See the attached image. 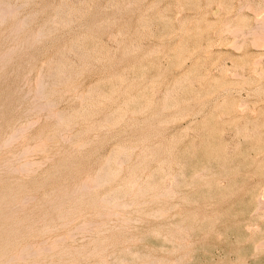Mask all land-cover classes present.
Here are the masks:
<instances>
[{
	"label": "rangeland",
	"instance_id": "rangeland-1",
	"mask_svg": "<svg viewBox=\"0 0 264 264\" xmlns=\"http://www.w3.org/2000/svg\"><path fill=\"white\" fill-rule=\"evenodd\" d=\"M0 7L1 264H264V0Z\"/></svg>",
	"mask_w": 264,
	"mask_h": 264
},
{
	"label": "bare ground",
	"instance_id": "bare-ground-1",
	"mask_svg": "<svg viewBox=\"0 0 264 264\" xmlns=\"http://www.w3.org/2000/svg\"><path fill=\"white\" fill-rule=\"evenodd\" d=\"M3 7H4V6H3ZM1 8H2V7H0V10H1ZM3 9H4V8H3ZM8 9H9V8H8ZM5 10H6V9H5ZM8 11H9V10H8ZM8 11H7V12H8ZM13 11H14V10H13ZM3 12H4V10H3ZM3 12L1 11L2 14H3ZM11 12H12V11H11ZM11 12H8V13L11 14ZM5 14H6V12H5ZM0 15H1V14H0ZM0 18H1V17H0ZM1 19H2V18H1ZM1 19H0V20H1ZM1 22H2V21H1ZM17 24H18V23H17ZM21 25H22V24H21ZM226 26H227V25H226ZM257 26H258V25H257ZM17 27H18V26H17ZM17 27H16V28H17ZM18 29H19V28H18ZM14 30H15V29H14ZM16 32H17V31H16ZM251 32H252V31H251ZM37 33H38V32H37ZM124 33H125V32H124ZM246 33H247V32H246ZM258 33H259V32H258ZM254 34H255V33H253V35H254ZM254 37H255V36H254ZM256 37H257V36H256ZM258 37H259V36H258ZM262 37H263V36H262ZM255 40H256V39H255ZM257 41H258V40H257ZM257 41H256V42H257ZM24 42H25V41H24ZM25 43H26V42H25ZM11 52H12V51H11ZM8 53H9V52H8ZM5 54H7V52H6ZM0 58H2V57H0ZM0 62H1V61H0ZM38 78H39V77H38ZM40 79H41V78H40ZM25 81H26V80H25ZM40 81H42V80H40ZM40 81H39V83H40ZM39 83H38L37 88H36L38 93L41 91V89H40V84H42L43 82L40 83V84H39ZM243 83H244V82H243ZM30 86H31V85H30ZM34 88H35V87H34ZM19 89H20V88H19ZM21 89H22V88H21ZM33 90H34V89H33ZM42 90H43V89H42ZM19 91L21 92V90H19ZM22 91H23V90H22ZM23 92H24V91H23ZM37 92H36V96H37ZM14 93H16V92H14ZM14 93H13V94H14ZM17 93H18V92H17ZM41 93H42L41 95L43 96V92H42V91H41ZM25 94H26V93L24 92V96H25ZM22 95H23V94H21L20 96H22ZM42 96H38V98L36 97V98H37L36 100H38V99H39V100H42ZM26 97H27V95H26ZM32 97H33V96H32ZM44 97H45V96H43V98H44ZM27 98H28V97H27ZM27 98H26V99H27ZM29 98H30V97H29ZM29 98H28V99H29ZM40 98H41V99H40ZM23 99H24V98H23ZM26 99H25V100H26ZM31 99H32V98H31ZM45 99H46V98H45ZM33 100H34L35 106H36V105H39V104H38V101H36V102H37V104H36V102H35V97H34ZM43 100H44V99H43ZM43 100H42V101H43ZM21 101H22V100H21ZM20 103H21V102H20ZM20 103H19V104H20ZM24 103H25V102H24ZM31 103H33V102L31 101ZM45 103H46V102H45ZM45 103H44V104H45ZM26 104H27V103H26ZM29 104H30V103H29ZM29 104H28V105H29ZM46 104H47V103H46ZM40 105L43 106V102H40ZM40 105H39V106H40ZM49 105H50V104H49ZM31 106H34V105L32 104ZM35 106H34L33 108H35ZM42 106H41V107H42ZM26 107H27V106H26ZM21 108H22V107H21ZM24 108H25V107H24ZM38 108H40V107H38ZM38 108H35V109H38ZM28 109H29V108H28ZM28 109H26V110H28ZM31 109H32V108H31ZM31 109H29V111H30ZM21 110H22V109H21ZM33 110H34V109H33ZM33 110H31V111H33ZM24 111H25V109H24ZM24 111H23V112H24ZM27 112H28V111H27ZM56 112H57V111H56ZM25 113H26V112H25ZM57 113H58V112H57ZM58 117H60V116H58ZM57 119H58V118H57ZM59 119H61V118H59ZM59 119H58V120H59ZM28 121H29V120H28ZM30 121H33V120H30ZM35 121H36V120H35ZM35 121H34V122H35ZM27 123H28V122H27ZM32 124H33V123H32ZM30 125H31V124H30ZM18 130H19V129H18ZM12 132H13V131H12ZM16 132H17V131H16ZM16 132H15V133H16ZM10 134H12V133H10ZM13 135H14V134H12L10 137H12ZM17 135H18V134H17ZM3 136H4V135H3ZM8 136H9V135H8ZM18 136H20V135H18ZM64 136H65V135H64ZM6 137H7V136H6ZM10 137H8L6 140L4 139L5 142H8V144H9V141H8V140H10ZM15 137H16V136H15ZM69 137H70V136H69ZM69 137H67V140L69 139ZM4 138H5V137H4ZM16 139H18V138H16ZM16 139H11V140H16ZM63 139H64V138H63ZM2 140H3V139H2ZM4 140H3V141H4ZM16 141H17V140H16ZM1 143H2V142H1ZM12 143H14V142H12ZM10 144H11V143H10ZM10 144H9V145H10ZM37 144H38V143H37ZM5 145L7 146V144H5ZM20 145H21V144H20ZM28 145H29V144H28ZM18 146H19V145H18ZM21 146H23V145H21ZM21 146H20V148H21ZM25 146H26V144H25ZM29 146H30V145H29ZM29 146H28V148H30ZM33 146H34V145H33ZM39 146H40V143H39ZM0 147H2V146H0ZM4 147H5V146H4ZM76 147H77V146H76ZM15 149H17V148H15ZM15 149H14V150H15ZM33 149H34V148H33ZM18 150H19V149H18ZM18 150H17V151H18ZM21 150H22V148L20 149V152H21ZM34 150H35V149H34ZM17 151H15L16 154H17ZM22 151L24 152V150H22ZM26 151H27V150H26ZM29 151H30V149L28 150V152H29ZM31 151H33V150H31ZM120 151H121V150H120ZM10 152L12 153L13 151H10ZM26 153H27V152H26ZM26 153H25V154H26ZM16 154L13 152L12 157L14 158V155H16ZM7 155H10V154H7ZM27 155H28V153H27ZM27 155H24V156L26 157ZM29 155H30V153H29ZM10 156H11V155H10ZM19 156L21 157V155H18V158H20ZM8 157H9V156H8ZM16 157H17V155H16ZM34 157H35V156H34ZM0 158H1V157H0ZM5 158H7V157L4 156V159H5ZM10 158H11V157H10ZM23 158H24V157H23ZM23 158L21 157L20 159H23ZM26 158H27V157H26ZM105 158H106V157H105ZM4 159L2 158V160H4ZM16 159H17V158H16ZM16 159H15V161H14L13 159H11V160H13L14 162H16ZM28 159H29V158H27V159H23L20 163L18 162V159H17V163H19V164H17L18 166L16 165L17 168H20V169H23V170H24L25 168L27 169L28 165H29L30 162H31V159H29V160H28ZM2 160H1V161H2ZM8 160H10V159H8ZM8 160L6 159V161H4V162L6 163ZM11 160H10V161H11ZM1 161H0V163H1ZM10 161H8V162H10ZM19 161H20V160H19ZM2 162H3V161H2ZM14 162H13V163H14ZM32 162H33V160H32ZM35 162H36V161H35ZM39 162H40V161H39ZM5 163H2V165H3V166L5 165V167L8 169V168L11 166V163H12V162H10L9 167H8V165L6 166V164H9V163H6V164H5ZM36 163H37V162H36ZM40 163L42 164V162H40ZM121 163H122V162H121ZM117 164H118V162H117ZM2 165H0V168L2 167ZM35 165H36V164H35ZM39 165H40V164H39ZM16 166H15V167H16ZM12 167H13V166H12ZM30 167H33V165L30 166ZM34 167H35V166H34ZM34 167H33V168H34ZM36 168H38V166H37ZM2 169H4V168H2ZM2 169H1L0 171H2ZM7 169H6V171H7ZM11 169H12V168H10V170H11ZM13 169H14V168H13ZM13 169H12V170H13ZM29 169H30V168H29ZM29 169H28V170H29ZM4 170H5V169H4ZM16 170L18 171L19 169H16ZM23 170H21V171H23ZM33 170H34V169H32V171H33ZM112 170H113V169H112ZM8 171H9V170H8ZM26 171H27V170H26ZM35 171H36V169H35ZM114 171H115V170H114ZM3 172H4V171H3ZM3 172H2V173H3ZM19 172H20V171H19ZM28 172H29V171H28ZM5 173H7V172H5ZM10 173L12 174L13 172H9V173H7V174H10ZM14 173H15V172H14ZM14 173H13V174H14ZM109 174H110V173H109ZM2 175H3V174H2ZM12 176H13V175H12ZM94 176H95V175H94ZM5 177H6V176H5ZM5 177H4V178H5ZM9 177H11V176H9ZM13 177H14V176H13ZM15 177H17V176H15ZM0 178L2 179L3 177L1 176ZM4 178H3V179H4ZM17 178H18V180L21 181V179H19V177H17ZM97 178H98V177H97ZM97 178H96V179H97ZM43 179H44V177H43ZM89 179H90V178H89ZM8 180H10V179H8ZM33 180H34V179H33ZM86 180H87V179H85V181H86ZM90 180H91V179H90ZM94 180H95V178L92 179V181H88V180H87V182H85V183H83V184L80 183V184H82L83 186H88V187H89L90 184H91V185L93 184V181H94ZM98 180H100V179H98ZM41 181H42V180H41ZM15 182H16V181H15ZM82 182H83V181H82ZM95 182H96V180H95ZM95 182H94V184H95ZM106 182H107V180H106ZM8 183H9V182H8ZM78 184H79V182H78ZM94 184H93V185H94ZM133 184H134V183H133ZM10 185H12V184H10ZM10 185H9V186H10ZM15 185H16V184H14V186H15ZM17 185H18V184H17ZM21 185H22V184H21ZM93 185H92V187H93ZM96 186H100V183L98 182V184H96ZM18 187H19V186H18ZM24 187H25V186H24ZM132 187H133V186H132ZM5 188H6V187H5ZM11 188H12V187H11ZM13 188H14V187H13ZM59 188H60V187H59ZM64 188H65V187H64ZM68 188H69V187H68ZM68 188H67V189H68ZM79 188H80V185H79ZM84 188H86V187H83V189H84ZM93 188H94V187H93ZM93 188H92V192L94 191ZM22 189H23V188H22ZM67 189H65V190H67ZM75 189H77V192H78V190H79L78 187L75 188ZM80 189H82V188H80ZM89 189H90V187H89ZM61 190H63V189H61ZM61 190H60V191L58 190L59 193H61ZM70 190H71V189H70ZM7 191H8V190H7ZM52 191H53V190H52ZM63 191H64V190H63ZM63 191H62V193L67 197V195L69 194V193H68L69 191H67V193H68L67 195L65 194L66 191H65V192H63ZM74 191H75V190H73V192H74ZM89 191H90V190H89ZM89 191L86 190L87 194H90V193H91V191H90V193H89ZM168 191H169V190H168ZM13 192H14V191H13ZM13 192H12V193H13ZM18 192H19V191H18ZM73 192H72V195L75 194V193H73ZM81 192H82V194H85L84 190L81 191ZM83 192H84V193H83ZM95 192H96V189H95ZM2 193H3V191H2ZM12 193H11V194H12ZM48 193H49V192H48ZM50 193H51V192H50ZM59 193H57V194H59ZM78 193H79V192H78ZM46 194H47V193H46ZM48 195H50V194H48ZM51 195H52V194H51ZM51 195H50V196H51ZM53 195H54V194H53ZM64 195H62V196H64ZM69 195H70V194H69ZM69 195H68V199H69V197L71 196V195H70V196H69ZM79 195H80V193H79ZM95 195H96V194H95ZM160 195H161V194H160ZM4 196H5V194H4ZM8 196L10 197V194H9V195L7 194V197H8ZM12 196L14 197V196H17V195H13V194H12V195H11V198H13ZM55 196H56V194L54 195L53 198H56ZM91 196H92V195H91ZM2 197H3V196L0 195V198H1L2 201H3V198H2ZM47 197L49 198V196H47ZM47 197H46V198H47ZM60 197H61V196H60ZM66 197H65V199H66ZM73 197H74V196H73ZM4 198H5V200H6V196H5ZM29 198H31V200H32V199L34 200L33 197H29ZM46 198H45V201H48V203H49L50 200H49V199L46 200ZM50 198H51V197H50ZM58 198H59V197H57V200H56V201H57L56 208H57V207L59 208V205H60V203L62 202L61 199L58 200ZM14 199H15V197L12 199V202H13ZM16 199H18V198H16ZM23 199H24V198H23ZM62 199H64V197H62ZM74 199H75V198H74ZM94 199H95V198H94ZM114 199H115V198H114ZM18 200H20V198H19ZM26 200H27V199H26ZM51 200H52V199H51ZM69 200H70V199H69ZM101 200H102L101 202L106 203V202H104L106 199H105V200H104V199H101ZM103 200H104V201H103ZM8 201H9V200H7V202H8ZM10 201H11V200H10ZM14 201H17V200H14ZM45 201H43V202H45ZM53 201H54V199H53ZM58 201H60V203H59ZM99 201H100V199H99ZM113 201H114V200H113ZM17 202H18V201H17ZM22 202H23V201H22ZM24 202H25V201H24ZM63 202H64V205L67 203V202H65V201H63ZM72 202H73V201H72ZM101 202H100V205H101V207L103 206V208H105L106 204H107V206H108L109 203H110L111 206H112L111 203L115 204V203L112 202V201H108L106 204H102ZM15 203H16V202H15ZM15 203H14V204H15ZM117 203H118V202L116 201V204H117ZM2 204H8V203H5V201H4ZM12 204H13V203H12ZM12 204H11V202L9 203L10 207H11ZM19 204H20V202H19ZM21 204H23V203H21ZM36 204H37V203H36ZM41 204H44V205H45V204H47V203H40V205H41ZM52 204L55 205V201H54ZM58 204H59V205H58ZM121 204H122V203H121ZM0 205H1V204H0ZM9 205H8V206H9ZM16 205H18V204H16ZM16 205H15V207H16ZM38 205H39V204H38ZM40 205H39V206H40ZM53 205H51V206H53ZM57 205H58V206H57ZM64 205H63V204L61 205L62 208H63ZM67 205H68V204H67ZM104 205H105V206H104ZM126 205H127V204H126ZM126 205H125L124 207H126ZM49 206H50V205H49ZM51 206H50V207H51ZM69 206H70V205H69ZM107 206H106V207H107ZM128 206H129V205H128ZM0 207H1V206H0ZM5 207H6V206H4V208H5ZM10 207H6V209L8 210V212L12 211V210H11L12 207H11V208H10ZM15 207H13V208L15 209ZM20 207H22V206L20 205L19 207H17V209H18V208L20 209ZM9 208H10V211H9ZM23 208H25V207H23ZM45 208H48V206H46ZM71 208H72V207H71ZM71 208H70V210H71ZM19 209H18V210H19ZM29 209H30V208H29ZM40 209H41V208H40ZM40 209H38V210H40ZM43 209H44V208H42L41 210H42V211H45V210H43ZM49 209H50V208H49ZM52 209H53V208H52ZM63 209L67 212V215L69 216V213H68V212H69V211H68L69 208H68V206H66V207L64 206ZM66 209H67V210H66ZM72 209H73V208H72ZM105 209H106V208H105ZM109 209H110V208H109ZM109 209H108V210H109ZM2 210L4 211V209H2ZM46 210H47V209H46ZM53 210H54V209H53ZM59 210H61V208H60ZM59 210H57L58 213H59ZM98 210H99V209H98ZM48 211H49V210H48ZM48 211H47V213H48ZM57 211H56V212H57ZM61 211H62V210H61ZM14 212H15V211H14ZM18 212H20V211H18ZM18 212H15V213L18 214ZM23 212H24V211H23ZM49 212H50V211H49ZM51 212H52V211H51ZM4 213H6V212H4ZM4 213H2V214H4ZM12 213H13V211H12ZM12 213H7V214H4V215L11 214V216L14 217V215H12ZM15 213H13V214H15ZM32 213H33V212H32ZM110 213H111V212H110ZM110 213H108V214H110ZM116 213H117V211H116ZM29 214H30V213H29ZM43 214L45 215V212H44V213L42 212L41 215H40V214H38V215H40V216L43 217ZM54 214H56L55 211H54ZM54 214L52 213L51 215H54ZM60 214H61V213H60ZM63 214H64V212H63ZM70 214H71V212H70ZM104 214H105V213H104ZM114 214H115V213H114ZM119 214H120V213H119ZM4 215H3V216H4ZM18 215H19V214H18ZM48 215H49V214H48ZM56 215H57V214H56ZM71 215H72V214H71ZM71 215H70V216H71ZM73 215H74V214H73ZM105 215H106V214H105ZM15 216H16V215H15ZM26 216H27V218H29V215H28V214L25 215V217H24V216H23V217L26 219ZM45 216H46V215H45ZM61 216H62V215H61ZM65 216H66V215H65ZM65 216L63 215V218L67 220V218H65ZM70 216H69V217H70ZM106 216H107V215H106ZM118 216H119V215H118ZM120 216H121V215H120ZM1 217H2V216H1ZM4 217H5V216H4ZM6 217H7V216H6ZM6 217H5V218H6ZM19 217H20V216H18V218H19ZM42 217H41V220H42ZM49 217H51V216H49ZM55 217H59V214H58V216H55ZM66 217H67V216H66ZM69 217H68V219H69ZM71 217H72V216H71ZM71 217H70V218H71ZM8 218H9V217H8ZM8 218H6V221H7ZM16 218H17V216H16ZM18 218H17V219H18ZM24 218H23V219H24ZM32 218H33V217H32ZM35 218H36V217H35ZM38 218H39V217H38ZM59 218H61V217H59ZM121 218L123 219V217H121ZM124 218H125V217H124ZM157 218H158V217H157ZM3 219H4V218H2V220H3ZM10 219H11V218H10ZM17 219L15 220V217H14V220H15V221H17ZM23 219L20 218V220H19L18 223H21V222H22L21 220H23ZM29 219H30V218H29ZM29 219H28V220H29ZM51 219H53V216H52ZM122 219H121V220H122ZM11 220H12V219H11ZM11 220H10V222H11ZM14 220H13V222H14ZM31 220H32V219H31ZM39 220H40V218H39ZM46 220H47L48 222L51 221V220H48V219H46ZM53 220H54V219H53ZM123 220H125V219H123ZM126 220H127V219H126ZM126 220H125V222H127ZM20 221H21V222H20ZM26 221H27V220H26ZM43 221H44V220L41 221V222H42L41 226L38 225V227H43V224H45V223H43ZM67 221H68V220H67ZM69 221H72V219L69 220ZM85 221H86V220H85ZM130 221H131V220H130ZM23 222H25V221H23ZM28 222H30V221H28ZM36 222H37V221H36ZM39 222H40V221H39ZM51 222H52V221H51ZM51 222H50V223H51ZM83 222H84V221H83ZM83 222H81V224H83ZM91 222H92V221H91ZM122 222H123V221H122ZM1 223H2V222H1ZM16 223H17V222H16ZM16 223H15V224L12 223V225H13V224L16 225ZM18 223H17V225H18ZM25 223H26V222H25ZM33 223H35V222H32V224H33ZM50 223H47V224H50ZM84 223H85V225H86V222H84ZM89 223H90V222L88 221L87 224H89ZM3 224H4V223H3ZM5 224H6V223H5ZM32 224H31V225H32ZM47 224H45L44 226H46ZM90 224H91V223H90ZM90 224H89V225H90ZM92 224H94V222H93ZM97 224H98V223H97ZM97 224H96V223L94 224V225H96L95 227H97V228H101V226L103 225V223H100L101 226L98 227L99 224H98V225H97ZM106 224H107V223H106ZM26 225H28V224L26 223ZM31 225H30V226H31ZM53 225H54V224H53ZM53 225L51 224V226H53ZM78 225H79V223H78ZM94 225H93V226H94ZM30 226H29V227H30ZM32 226H33V225H32ZM35 226H36V225H35ZM49 226H50V225H49ZM51 226H50V227H51ZM75 226H76V225H75ZM8 227H11V228H12V226H9V225H8ZM8 227H7V228H8ZM25 227H26V226H25ZM27 227H28V226H27ZM46 227H48V226H46ZM55 227H56V226H55ZM80 227H83V228H84L85 226H84V224H83V225H79V228H80ZM0 228H1V227H0ZM3 228H4V227H3ZM3 228H2V229H3ZM11 228H10V229H11ZM14 228H15V227H14ZM83 228H82V229H83ZM85 228H86V227H85ZM85 228H84V229H85ZM10 229H9V230H10ZM31 229H32V228H31ZM36 229H37V226H36ZM36 229H35V230H36ZM40 229L43 230L44 228H43V229L40 228ZM49 229H50V228H49ZM49 229L46 228L45 230L49 231ZM51 229H53V228L51 227ZM51 229H50V230H51ZM76 229H78V228H76ZM86 229L88 230V228H86ZM11 230H12V229H11ZM28 230H30V229H28ZM35 230H34V231H35ZM73 230H75V228H74ZM73 230H72V231H73ZM5 231H7V230L5 229ZM12 231H13V230H12ZM16 231H17V230H16ZM69 231H70V230H69ZM76 231H77V230H76ZM83 231H84V230H83ZM32 232H33V231H32ZM42 232H43V231H42ZM42 232H41V233H42ZM44 232L46 233V231H44ZM33 233H34V232H33ZM45 233H44V234H45ZM9 234H10V232H9ZM21 234H22V233H21ZM70 234L74 235V233H70ZM39 235H40V234H39ZM63 235H64V234H63ZM68 235H69V234H68ZM68 235H67V236H68ZM72 235H71L70 237H73ZM21 236H22V235H21ZM30 236H31V235H30ZM57 237H58V236H57ZM18 238H19V236H18ZM59 238H60V237H59ZM64 238H65V237H64ZM64 238H63V240H65ZM31 239H32V238H31ZM66 239H67V238H66ZM71 239H72V238H71ZM33 240H34V239H33ZM58 240H59V239H58ZM5 241H6V240H5ZM54 241H55V240L53 239V241H51V242H54ZM59 241H60V240H59ZM67 241H68V240H67ZM67 241H66V240L64 241L65 244H68V243H66ZM28 242H29V240H28ZM42 242H43V241H42ZM55 242H56V241H55ZM60 242H61V241H60ZM92 242H93V240H92ZM96 242H97V241H96ZM11 243H12V242H11ZM11 243H10V244H11ZM22 243H23V242H22ZM29 243L32 244L31 242H29ZM34 243H35V241H34ZM36 243H39V242H36ZM94 243H95V242H94ZM94 243H93V244H94ZM30 244L27 243L28 246H26V247H25V244H24V245L21 244L23 247H25L21 252H20V249H19V252H20L19 255L23 257V260H25L24 257H30V256H31V255H29V256L23 255L24 253H26V252H34V251L36 252L37 250H40V248H41V249H42V248L44 249V247H45V244L42 245L43 243H42L41 245H36V244L30 245ZM47 244H48V243H47ZM47 244H46V245H47ZM49 244H50V243H49ZM49 244H48V245H49ZM57 244H58V243H57ZM57 244H56V245H57ZM59 244H60V243H59ZM62 244H64V243L62 242ZM62 244H60V247H61ZM65 244H64V246H65ZM95 244H96V246H97V243H95ZM68 245H70V247H72L71 244H68ZM68 245H67V246H68ZM98 245L101 246L100 244H98ZM6 246H7V245H6ZM6 246H5V247H6ZM50 246H51V244H50ZM50 246H49V248H50ZM54 246H55V244H54ZM64 246L61 248V249H63V253H65V252H64V250H65V249H64ZM96 246H95V247H96ZM23 247H22V248H23ZM51 247H53V243H52V246H51ZM57 247L60 248L59 246H57ZM68 247H69V246H68ZM95 247H94V249H95ZM65 248H66V246H65ZM72 248H73V247H72ZM92 248H93V247H92ZM16 249H17V248H16ZM66 249H68V248H66ZM70 249H71V248H70ZM70 249H69V250H70ZM46 250H50V249H46ZM56 250H60V249H56ZM75 250H77V249H73V251H72V250H71V251L74 252ZM91 250H92V249H91ZM100 250H101V249H100ZM50 251H53V249L50 250ZM79 251H80V249H79ZM16 252H17V251H16ZM16 252H15V254H16ZM55 252H56V251H55ZM60 252H61V251H58V253H60ZM67 252H69V251H67ZM76 252H77V251H76ZM82 252H84V253L86 254L85 251H82ZM94 252H95V250H94ZM36 253H37V252H36ZM38 253H39L38 255L42 254V253H40V252H38ZM43 253H44V251H43ZM46 253H47V252H46ZM50 253H51V252H50ZM52 253H53V252H52ZM52 253H51V254H52ZM56 253H57V252H56ZM69 253H70V252H69ZM74 253H75V252H74ZM77 253H78L77 255L84 254V253H81V251H80V252H77ZM95 253H96V252H95ZM132 253H133V252H132ZM8 254H9V253H8ZM10 254H11V253H10ZM13 254H14V253H13ZM26 254H27V253H26ZM32 254H33V253H32ZM54 254H55V253H54ZM61 254H62V253H61ZM61 254H60V255H61ZM1 255H2V254H1ZM38 255H36L37 259H38V257H39ZM44 255H46V254H44ZM74 255H75V254H74ZM2 256H4V254H3ZM6 256H8V255L6 254ZM9 256H10V255H9ZM9 256H8V257H9ZM11 256H12V254H11ZM40 256H41V255H40ZM52 256H53V255H52ZM62 256H63V255H62ZM70 256H71V255H70ZM0 257H1V256H0ZM12 257H13V259H14V256H12ZM33 257H34V256H33ZM33 257H32V258H33ZM36 257H34V258H36ZM41 257H43V256H41ZM71 257H72V256H71ZM32 258H31V259H32ZM39 258H40V257H39ZM54 258H55V257H54ZM73 258H74V257H73ZM11 259H12V258H11ZM15 259H16V258H15ZM15 259H14V260H15ZM19 259H20V258H18V259H16V260H19ZM29 259H30V258H29ZM31 259H30V260H31ZM5 260H6V259H4V262H5ZM14 260H13V261H14ZM27 260H28V258H27ZM32 260H33V259H32ZM32 260H31V261H32ZM34 260H35V259H34ZM38 260H39V259H38ZM38 260H37V262H36V260H35V262L38 263ZM1 261H2V260H1ZM8 261H10V259H8ZM20 261H21V262H20ZM20 261H19V262L23 264L24 261H22L21 259H20ZM31 261L28 260V261H27V264H28V262H30L29 264H31ZM58 261H59V260H58ZM74 261H75V260H74ZM123 261H124V260H123ZM4 262H3L2 264H5ZM11 262H12V260H11ZM15 262H17V261H15ZM25 262H26V261H25ZM60 262H61V261H60ZM70 262H71V261H70ZM78 262H80V261H78ZM107 262H108V261H107ZM13 263H14V262H13ZM13 263H12V264H13ZM32 263H33V261H32ZM54 263H55V262H54ZM62 263H64V260L62 261ZM75 263H76V262H75ZM75 263H73V264H75ZM80 263H81V262H80ZM104 263H105V261L103 262V264H104ZM0 264H1V262H0ZM7 264H8V262H7ZM16 264H18V262H17ZM24 264H26V263H24ZM33 264H35V263H33ZM66 264H67V262H66ZM71 264H72V262H71ZM76 264H78V263H76ZM106 264H107V263H106ZM109 264H111V263L109 262ZM143 264H144V263H143ZM146 264H147V263H146Z\"/></svg>",
	"mask_w": 264,
	"mask_h": 264
}]
</instances>
